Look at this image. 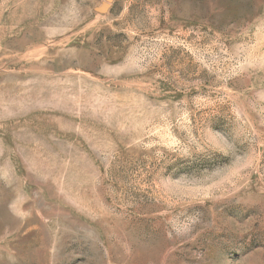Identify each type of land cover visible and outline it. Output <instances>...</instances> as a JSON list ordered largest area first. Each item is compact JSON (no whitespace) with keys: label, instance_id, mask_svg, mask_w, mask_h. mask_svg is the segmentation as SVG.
<instances>
[{"label":"rangeland","instance_id":"1","mask_svg":"<svg viewBox=\"0 0 264 264\" xmlns=\"http://www.w3.org/2000/svg\"><path fill=\"white\" fill-rule=\"evenodd\" d=\"M0 264H264V0H0Z\"/></svg>","mask_w":264,"mask_h":264}]
</instances>
